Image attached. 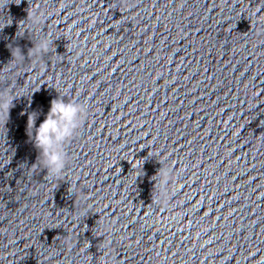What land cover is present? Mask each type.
<instances>
[{
	"label": "water",
	"instance_id": "95a60500",
	"mask_svg": "<svg viewBox=\"0 0 264 264\" xmlns=\"http://www.w3.org/2000/svg\"><path fill=\"white\" fill-rule=\"evenodd\" d=\"M56 91L89 112L60 177ZM0 93V264H264V0H0Z\"/></svg>",
	"mask_w": 264,
	"mask_h": 264
},
{
	"label": "clouds",
	"instance_id": "9594fccd",
	"mask_svg": "<svg viewBox=\"0 0 264 264\" xmlns=\"http://www.w3.org/2000/svg\"><path fill=\"white\" fill-rule=\"evenodd\" d=\"M44 19L41 16L35 15L32 18V25H41ZM51 38H45L38 44H33L31 49L32 56L37 52H48L50 49ZM27 56H29L27 54ZM21 63L25 57L21 54L19 48H16L15 57ZM58 95L49 102V109L44 116V119L38 126H35V121L38 113L33 112L28 115L27 131L29 139L32 141L35 149L38 152L36 163L40 168L46 169L47 175L60 177L64 173L67 165V153L63 151L65 142H70L79 132L84 121L88 118V104L86 102H78L75 97L73 100L65 99L67 92L56 91ZM14 96L7 97L0 93V113H5L8 117L9 108L12 106ZM141 166V165H140ZM159 176L162 178L159 184V197L166 204L168 200V185L170 170L160 169Z\"/></svg>",
	"mask_w": 264,
	"mask_h": 264
}]
</instances>
